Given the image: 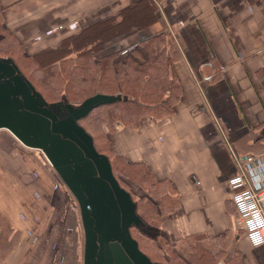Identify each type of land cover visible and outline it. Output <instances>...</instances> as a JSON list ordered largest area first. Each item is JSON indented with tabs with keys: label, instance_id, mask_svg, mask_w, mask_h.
Listing matches in <instances>:
<instances>
[{
	"label": "crops",
	"instance_id": "obj_1",
	"mask_svg": "<svg viewBox=\"0 0 264 264\" xmlns=\"http://www.w3.org/2000/svg\"><path fill=\"white\" fill-rule=\"evenodd\" d=\"M144 1L150 18L139 25H128L124 11L136 8L128 17L141 16L142 0H0V7L4 26L30 55L88 28L111 35L97 56L128 51L154 35L171 37L170 68L180 86L173 111L108 130L112 152L171 186L176 210L161 216L153 233L170 241L228 233V255L264 264V241L236 215L233 195L242 185L231 156L232 149L252 185L262 183L264 0ZM2 221L18 240L5 255L0 248V264H83L77 202L37 149L0 132Z\"/></svg>",
	"mask_w": 264,
	"mask_h": 264
},
{
	"label": "trees",
	"instance_id": "obj_2",
	"mask_svg": "<svg viewBox=\"0 0 264 264\" xmlns=\"http://www.w3.org/2000/svg\"><path fill=\"white\" fill-rule=\"evenodd\" d=\"M144 0L138 4L141 16L128 17L136 8L124 11L128 25L150 18ZM0 7V57H10L48 104L65 102L79 105L103 95L111 98L93 105L77 120L91 136L97 152L108 157L112 174L135 203V211L145 226L158 227L163 215L173 214L177 199L171 186L155 180L147 167L132 163L112 152L106 132L121 126L136 125L143 116L170 115L180 96V86L170 64L173 41L168 35H154L128 51L96 55L102 39L88 28L69 35L54 47L27 54L24 45L4 26ZM138 187L140 191H135ZM129 232L141 252L161 264H240L238 255L227 254L229 235L216 237L187 235L175 240L150 236L145 227L132 225ZM9 234L11 237L8 238ZM18 240V232L0 222V248L7 254Z\"/></svg>",
	"mask_w": 264,
	"mask_h": 264
},
{
	"label": "water",
	"instance_id": "obj_3",
	"mask_svg": "<svg viewBox=\"0 0 264 264\" xmlns=\"http://www.w3.org/2000/svg\"><path fill=\"white\" fill-rule=\"evenodd\" d=\"M109 98L96 95L76 106L48 104L12 58L0 57V128L40 150L77 202L83 264H161L150 261L132 238L129 227H144L135 203L112 174L108 157L96 151L77 123L93 105Z\"/></svg>",
	"mask_w": 264,
	"mask_h": 264
},
{
	"label": "built area",
	"instance_id": "obj_4",
	"mask_svg": "<svg viewBox=\"0 0 264 264\" xmlns=\"http://www.w3.org/2000/svg\"><path fill=\"white\" fill-rule=\"evenodd\" d=\"M231 156L240 170L242 185L233 195L237 208L236 215L248 231L255 233L264 241V180L259 186L252 185L239 157L232 149ZM246 160L253 162L255 158L248 156Z\"/></svg>",
	"mask_w": 264,
	"mask_h": 264
},
{
	"label": "rangeland",
	"instance_id": "obj_5",
	"mask_svg": "<svg viewBox=\"0 0 264 264\" xmlns=\"http://www.w3.org/2000/svg\"><path fill=\"white\" fill-rule=\"evenodd\" d=\"M76 106V105H75ZM0 132H2L3 134H7V133H10L7 129H3V130H0ZM10 135V134H9ZM8 136V135H7ZM40 153H41V155H43L42 154V152L40 151V150H38ZM43 157H44V155H43ZM49 163V162H48ZM52 167V166H51ZM52 169H53V167H52ZM53 171L55 172V170L53 169ZM55 175H56V177L59 179V181H61L60 180V178H59V176L56 174V172H55ZM62 182V181H61ZM65 186V185H64ZM66 187V186H65ZM73 197V196H72ZM132 199V198H131ZM133 201V200H132ZM144 227L146 228V230L147 231H149V233H150V236L151 237H153V238H155L156 240L158 239V238H160V236H158L156 233H153V230L154 229H156V227H149V226H145L144 225ZM84 236V235H83ZM83 236H82V238H83Z\"/></svg>",
	"mask_w": 264,
	"mask_h": 264
},
{
	"label": "flooded vegetation",
	"instance_id": "obj_6",
	"mask_svg": "<svg viewBox=\"0 0 264 264\" xmlns=\"http://www.w3.org/2000/svg\"><path fill=\"white\" fill-rule=\"evenodd\" d=\"M55 105H57V103H56ZM65 115H66L65 113H62V114H61L62 117H64ZM61 116H60V117H61Z\"/></svg>",
	"mask_w": 264,
	"mask_h": 264
}]
</instances>
